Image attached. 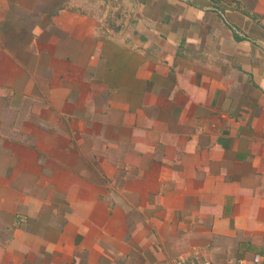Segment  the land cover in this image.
I'll use <instances>...</instances> for the list:
<instances>
[{"label":"crops","instance_id":"obj_1","mask_svg":"<svg viewBox=\"0 0 264 264\" xmlns=\"http://www.w3.org/2000/svg\"><path fill=\"white\" fill-rule=\"evenodd\" d=\"M109 2L0 0V264H264V0Z\"/></svg>","mask_w":264,"mask_h":264},{"label":"built area","instance_id":"obj_2","mask_svg":"<svg viewBox=\"0 0 264 264\" xmlns=\"http://www.w3.org/2000/svg\"><path fill=\"white\" fill-rule=\"evenodd\" d=\"M255 260L259 261V256H256ZM176 264H213V262L204 251H197L192 257L180 256L177 258Z\"/></svg>","mask_w":264,"mask_h":264},{"label":"rangeland","instance_id":"obj_3","mask_svg":"<svg viewBox=\"0 0 264 264\" xmlns=\"http://www.w3.org/2000/svg\"><path fill=\"white\" fill-rule=\"evenodd\" d=\"M64 0H59V2L62 4V2H63ZM66 1V0H65ZM95 2V1H97L99 4H97L98 6H100V7H98L97 5H95V6H93V4H91V2ZM110 0H85V9H87V10H92V9H94V8H96L97 10H99L101 13H102V15H105L106 14V12H107V10H108V2H109ZM110 3V2H109Z\"/></svg>","mask_w":264,"mask_h":264}]
</instances>
